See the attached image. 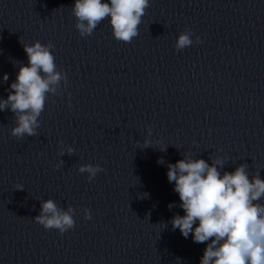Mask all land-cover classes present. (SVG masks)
Segmentation results:
<instances>
[{"label": "water", "instance_id": "water-1", "mask_svg": "<svg viewBox=\"0 0 264 264\" xmlns=\"http://www.w3.org/2000/svg\"><path fill=\"white\" fill-rule=\"evenodd\" d=\"M74 3L0 0V99L28 65L22 44L51 42L67 75L35 136H12L0 111V264H200L206 243L170 223L184 212L167 164L219 158L264 179V0H149L130 43L110 18L81 36ZM182 32L193 44L177 50ZM82 164L103 171L89 181ZM47 199L75 210L72 229L35 222Z\"/></svg>", "mask_w": 264, "mask_h": 264}, {"label": "clouds", "instance_id": "clouds-1", "mask_svg": "<svg viewBox=\"0 0 264 264\" xmlns=\"http://www.w3.org/2000/svg\"><path fill=\"white\" fill-rule=\"evenodd\" d=\"M148 7L149 0H75L72 13L81 36L91 35L101 21L110 18L114 38L130 43L138 35V26ZM190 37V32L180 33L175 48L183 50L191 46ZM199 42L197 37L196 43ZM22 45L28 65H20L7 99H0V111L10 110L14 114L11 135L18 139L37 134L38 118L44 111L48 94L58 95L61 81L67 82V75L57 70L51 42ZM8 79L4 74L2 80ZM144 145L149 147L150 141L145 139ZM65 154L73 155L74 149L62 147L60 155ZM209 159L211 164L191 157L167 164V180L174 183L173 191L180 200L178 207L184 212L172 217V229H179L186 239L191 234L194 243H206L200 264H264V203L261 202L264 179L259 173L250 178L247 164L239 165L233 172L221 173L223 161ZM157 163L165 164V161L161 158ZM61 165L62 160L57 166ZM78 171L87 173L91 181L103 169L99 165L82 164ZM174 206L168 205L170 209ZM83 211L84 219H91L90 209ZM74 214L71 206L64 210L54 200L47 199L42 201L40 214L33 219L45 229H57L63 234L75 226Z\"/></svg>", "mask_w": 264, "mask_h": 264}]
</instances>
